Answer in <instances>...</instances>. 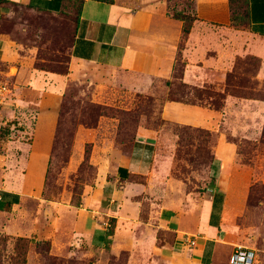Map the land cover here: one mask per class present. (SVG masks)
I'll list each match as a JSON object with an SVG mask.
<instances>
[{"label": "rangeland", "instance_id": "obj_1", "mask_svg": "<svg viewBox=\"0 0 264 264\" xmlns=\"http://www.w3.org/2000/svg\"><path fill=\"white\" fill-rule=\"evenodd\" d=\"M168 1L169 9L192 17L191 0ZM76 21L75 13L19 5L0 13V82L11 91L0 137V190L9 182L29 191L34 167L28 168V157L39 143L47 146L51 113L57 115L41 193L0 211V264H200L188 240L200 207L216 190L223 193L215 217L221 244L251 248L254 264H264V40L246 23L202 24L218 34L211 40L217 50L208 55L225 62L209 73L213 82L184 83L179 54L173 79L143 90L123 73L71 65ZM43 73L72 74L61 97L32 83ZM171 99L216 111V126L166 121L162 109ZM145 130L154 134L151 174L117 181L120 160ZM108 183L125 188L127 207L118 220L105 217L106 239L97 244L85 239L83 220L97 212ZM175 219L180 230L172 229ZM230 252L216 248L214 264H227Z\"/></svg>", "mask_w": 264, "mask_h": 264}, {"label": "crops", "instance_id": "obj_2", "mask_svg": "<svg viewBox=\"0 0 264 264\" xmlns=\"http://www.w3.org/2000/svg\"><path fill=\"white\" fill-rule=\"evenodd\" d=\"M168 0H113L112 4L94 0H0V13L12 5L22 6L32 12L75 13L79 16L76 31L70 46L71 65L77 63L97 68H106L132 77L134 86L148 89L156 81H171L177 56L185 62L183 82L192 86H204L213 82V68L225 66L218 54L208 55V51L217 50V33L204 30L203 24L226 27L230 24L229 0H193L195 16L190 33L182 49L179 42L182 37V23L167 15ZM78 9V11H77ZM249 32L254 37L264 40V0H248ZM218 52V51H217ZM72 71V66L70 67ZM40 81L33 78L32 83L56 98L65 92V84L71 73L59 75L43 73ZM54 122L50 128V140L47 146L39 143L27 160L28 168L32 164V186L26 191L22 183L13 186L9 182L1 192L7 199L15 198L18 203L25 196L37 197L43 189L49 151L57 123V115L51 113ZM162 117L166 121L201 129H213L218 114L209 107L185 105L179 102H166ZM38 132L44 136L43 124ZM134 142L130 156L120 160L115 172V179L128 174L148 176L153 169L152 150L154 134L144 131ZM125 190H118L112 183L103 185L96 213L86 212L85 239L102 244L106 239V229L102 225L105 217L118 220L125 212ZM24 193L21 196L20 193ZM222 192L216 190L200 207L199 218L191 233L195 236L196 246L193 256L200 264L215 263V249L231 246L221 244L218 227L220 223L212 214L213 201ZM17 203V204H18ZM17 204H13L15 207ZM179 216V215H178ZM82 222V223H83ZM182 221L175 219L173 230H180ZM212 224V225H211ZM215 225V226H213ZM190 233V232H188ZM229 257V256H228ZM228 260V258H227Z\"/></svg>", "mask_w": 264, "mask_h": 264}, {"label": "trees", "instance_id": "obj_3", "mask_svg": "<svg viewBox=\"0 0 264 264\" xmlns=\"http://www.w3.org/2000/svg\"><path fill=\"white\" fill-rule=\"evenodd\" d=\"M97 2H102V3H107V4H112L113 0H94ZM193 3V0H191ZM78 11V10H77ZM193 15L188 16L186 12L184 13H179L173 10L169 9L167 10V15L170 16L171 18L178 20L182 23V37H186L191 30V27L193 23L197 20L195 16V9L193 7ZM229 12H230V23L233 25H239L240 23H246L248 26L250 24V18H249V9H248V0H229ZM79 20V16L77 15V21L76 24ZM179 45V49H180ZM180 79L183 78V70L181 71L180 74ZM171 101L178 102L175 99H171ZM222 195L218 194L217 195V200L213 201V208H212V214L214 218L216 217L217 213L219 212V205L221 203ZM18 201L15 198L7 199V194L5 192H1V201H0V211H5L8 208L10 209L13 204H17ZM212 225V224H211ZM215 226V225H213ZM36 245H41V243H36ZM43 248L45 249V246H48L46 243L43 244ZM55 264V263H51Z\"/></svg>", "mask_w": 264, "mask_h": 264}, {"label": "built area", "instance_id": "obj_4", "mask_svg": "<svg viewBox=\"0 0 264 264\" xmlns=\"http://www.w3.org/2000/svg\"><path fill=\"white\" fill-rule=\"evenodd\" d=\"M11 91L5 83L0 82V137L7 125L5 119V107L9 99ZM1 201V197H0ZM190 245L195 246V237L193 240H188ZM256 261V252L247 247L235 246L232 253L229 255L227 264H254Z\"/></svg>", "mask_w": 264, "mask_h": 264}]
</instances>
